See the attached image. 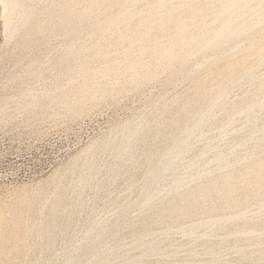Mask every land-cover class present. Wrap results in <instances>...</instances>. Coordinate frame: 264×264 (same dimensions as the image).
Listing matches in <instances>:
<instances>
[{
    "label": "rangeland",
    "instance_id": "obj_1",
    "mask_svg": "<svg viewBox=\"0 0 264 264\" xmlns=\"http://www.w3.org/2000/svg\"><path fill=\"white\" fill-rule=\"evenodd\" d=\"M50 1L38 0L35 5L38 7L41 3L49 4ZM156 2L157 0H134L130 4H113L107 10H96L88 26L77 25L76 31L69 35H63L61 30H54L51 24H45L44 35L37 41L30 42L29 46L21 44V39L26 35L25 29H18L12 33L13 28L18 24V14L11 13V23L5 27L0 10V264H59L65 252L93 232L98 222L113 224L124 202L138 196L146 170V166L140 164L138 154L135 155L136 160L127 162L118 175H112L103 184L100 183L103 165L112 160L107 149V141L115 138L120 127L125 124L144 125L150 119L154 108L180 92L186 91V87L189 88L195 83L188 80L183 70L178 69L177 62L171 67L158 70L151 80L137 85L135 82L127 83L129 69L126 66L129 63H136V69L143 72L144 68L149 66V54L158 48L151 47L138 56L135 38L126 37L136 33L142 27L135 28L138 17L129 21L123 18L131 10L155 9L154 7L157 8L158 5ZM108 14L118 15L119 23L107 27L103 34L99 33L93 37L84 34L86 29H93L90 25ZM218 26L219 23H213L211 27L216 29ZM165 34V29L160 31V42L166 39L163 36ZM6 35L10 36L9 39H6ZM261 41L255 46H260L262 42L264 45V41ZM246 44L244 38L238 39L233 53L240 54ZM75 48L79 49L78 54L71 53V50ZM99 51L102 54H99ZM248 52L249 50L247 52L243 50L241 54ZM216 56L215 51L209 52L204 58V64H210ZM258 58L255 55L246 56L241 64L250 65L249 67L257 66L254 74L259 79L260 76L264 77V58ZM224 59L225 57L221 58V60ZM194 60V52H192L190 63L193 64ZM118 67L124 72L116 74L110 71ZM212 68H210L211 72L208 69L206 71L209 73H204L196 79L200 80L205 75L214 74L217 66L215 69ZM172 70L175 71L170 74ZM257 80L247 81L250 83L242 80L233 86L230 85L232 87H228L227 105L232 107L243 92L254 88L251 85H254ZM92 81H101L104 88H111L112 91L110 89L95 99H88L82 105H77L73 97L74 89L83 82ZM118 83L126 84L123 88H119ZM262 97L264 98L263 95ZM199 105L202 103L199 102L197 106ZM217 111L221 115L220 110L217 109ZM191 115H194L193 110ZM259 115L264 118V111ZM221 117L224 121V116L221 115ZM236 120L234 125L227 126L225 130L229 129L223 132L219 125H208L206 136L199 139L192 138L190 143L192 150L185 153L183 163L190 161L193 150L210 143L208 157H214L217 153L224 151L225 161L233 164L236 161L235 156L230 152V147L242 140L245 143L238 151L245 158L243 157L240 161L241 164L235 163L236 171L241 175L236 185L245 186V189L234 193L233 199L236 201L229 206L230 208L222 206L224 199L220 195L208 196L203 206H192L180 222L187 224L200 218L219 214L228 215L239 209L247 210L249 214L246 219L228 222L214 230L202 228L200 233L206 234L214 244L210 252L205 243L196 237H186L177 229L165 230L162 224L154 225L150 227L148 234L146 233L145 239L158 244L163 249L164 255H151L138 264L174 263L175 261L178 264H203V262L204 264L209 262H212L211 264H264V229H262L264 211L259 207V197L252 191L253 171L247 168L256 153L260 155L258 159L264 158V142L260 150H257L252 140L263 132L261 131L263 128L260 126L256 128L257 131L255 130L252 134L256 136L252 138L244 117L238 115ZM233 128L239 132V136L235 139L229 134V130L232 131ZM180 133L181 130L176 131V134ZM162 134H164L163 131ZM226 134L227 137H224ZM171 142L167 141L166 145L169 146ZM93 148L96 151V159L99 157L96 166L100 172L91 180H80L76 178L77 171L79 167L88 168L86 153L93 151ZM262 165L264 166V160ZM200 170L202 168L198 169L199 172ZM206 170H202L197 178L198 182L205 181L214 174L213 167ZM209 170L212 171L208 172ZM179 171L183 172L182 169ZM66 183L73 185L69 188L66 187ZM167 184L169 182H161L158 187L167 188ZM62 190H65V197L57 203L54 210H50L51 204ZM160 192L155 197L156 202L167 199L165 192ZM189 193L192 197L196 196L195 189H190ZM261 193L264 196V188L261 189ZM77 202L79 203L75 206ZM211 207L214 208L209 210ZM142 212L139 207L132 208L124 220L126 227L118 235L104 236L99 251L114 247L121 242L123 244L120 250L121 256L131 252L132 247L129 245L134 239L133 230L139 227ZM154 215H157L156 210L146 212L143 216L144 223L154 218ZM47 221H54L49 237L39 232L40 226ZM251 228H254L259 235L240 234ZM245 245L249 248L247 249ZM241 246L250 252L247 258H240L237 248Z\"/></svg>",
    "mask_w": 264,
    "mask_h": 264
},
{
    "label": "bare ground",
    "instance_id": "obj_2",
    "mask_svg": "<svg viewBox=\"0 0 264 264\" xmlns=\"http://www.w3.org/2000/svg\"><path fill=\"white\" fill-rule=\"evenodd\" d=\"M37 1L0 0L1 20L5 27H8L11 23V13L18 14V24L13 28L12 33L18 29H25L26 35L21 39L23 46H29L30 42L40 39L44 35L43 27L45 24H51L54 30H61L63 35H69L76 31L77 25L85 24L88 26L96 10H107L113 4L125 5L134 2V0H51L49 4L41 3L36 7ZM157 3L158 5L157 8L154 7L155 9L131 10L123 18L129 21L134 17H138L137 22H135V28L137 26L142 27L136 33H131L126 37L128 39L135 38L138 56L151 47L158 48V50H154L149 54V66L144 68L143 72L136 69V63H129L126 66L129 69L127 83L135 82L137 85L140 82L151 80L158 70L171 67L175 62L178 63V69L186 73L188 80L195 81V83L190 85L189 88L186 87V91L180 92L173 98L164 101L160 106H155L156 108L151 112L150 119H147L148 121L146 120L147 122L144 125L133 126V124H125L120 127L119 133L115 138H112L109 142L107 141L108 139L106 140L107 149L112 156V160L106 165L102 164L104 168L101 171L100 183L103 184L112 175H118L127 162L136 160L135 155L138 154L140 164L146 166L143 184L137 197L124 202L119 216H117L118 218L113 224L98 222L93 232L88 233L89 235L86 238L65 252L64 258L59 264H138L141 260L151 255L163 256V249L158 244L145 239L150 227L157 226V224L164 225L165 230L177 229L182 231L186 237H196L202 240L208 252H210L213 250L214 244L208 239L206 234L200 233L202 228L214 230L228 222L246 219L247 214H249L246 212L247 210L239 209V211L230 212L228 215L219 214L200 218L187 224L181 223L180 219L188 213L190 208L192 206H203L208 196L220 195L223 197V207L235 204L234 193L245 189V186L236 185L241 175L237 173L235 168V163L237 165L243 160L244 156L240 155L241 152L239 153L238 149H242L241 146L245 142L239 140L231 145L230 152L235 156L236 161L233 164L225 161L224 156L226 154L223 155L224 151L217 153L214 157H208V153L210 154V143L201 145L197 149L193 147L196 150L192 151L193 154L191 158L188 157L190 161L188 160L187 163H183V156L192 150V145L190 144L192 138L199 139L206 136L208 125H219L220 130L223 132L227 126L234 125L238 115L243 116L246 120L251 137L253 132L255 133L256 128L259 126L263 128V130L260 128L263 132L258 136L255 135L256 137L253 136L255 138L252 139L254 140V148L260 150L264 142V118L259 115L264 111V98H261V95L264 96V77L260 76L261 78L258 79L256 74H254L257 66H243L241 62L246 56L250 55L258 56L261 59L264 58V47H262L264 46L262 45V41H264V0H192L190 2L184 0H157ZM41 16L44 18L41 19ZM119 19L118 15H105L100 21L90 25L93 29H86L84 34L88 37H93L99 33L103 34L107 27L118 24ZM213 23H219V26L213 29L211 27ZM164 29L166 34L163 36L166 39L160 42V31ZM9 37V35H6V39H9ZM240 38H244L247 43L243 49L244 52L249 50L246 54H241L243 50L241 53L239 52L240 54L233 53L235 44ZM260 41L262 46L256 47L255 45L259 44ZM254 46L255 48H253ZM245 49L247 50L245 51ZM212 51H215L217 56L210 64L205 65L204 58ZM192 52H194L195 58L193 64L190 63ZM71 53L78 54L79 49L75 48V50H71ZM98 53L102 54L101 51ZM222 57H225V59L221 60ZM256 61L258 60L256 59ZM259 62L260 64L263 63L261 60ZM216 66L217 68L215 69ZM212 67L216 70H213L215 71L214 74L211 75L210 73L200 80L196 79L210 71ZM110 71L118 74L122 69L118 67L112 68ZM174 71L172 70L170 74ZM254 79L257 80L254 85H251L254 88L251 91L243 92V94L240 93L241 96L238 100L235 102L233 100L234 105L232 107L228 106V87L242 80L247 82L255 81ZM125 84L118 83L119 88H123ZM103 86L104 84L101 81L83 82L78 85L73 91L76 104L80 106L84 101L95 99L111 89ZM199 102L202 105L197 106ZM217 109L224 116V121ZM192 110L194 115H191ZM177 130H181V133L176 134ZM230 130L229 134L234 139L239 136V132L236 129ZM162 131L164 134H162ZM224 137H227V134ZM211 139L213 140V138ZM167 141H172L169 146L166 145ZM199 143L201 144V142ZM92 150L91 152L89 151L90 153H86L88 168L79 167L77 171L76 178L80 180H91L98 176L97 174L100 172L96 166V161L99 157L97 155L98 158L96 159V151H94V148ZM259 156L256 153L251 161L247 159L250 161L247 168L253 171L252 191L259 197V207L264 211V196L261 193V189L264 188V166L262 165L264 158L258 159ZM210 167H213V171L209 170L208 172L212 171L214 174L207 180L198 182L197 178L201 175L202 170H208ZM200 168H202L201 172L198 171ZM181 169L183 172L179 171ZM161 182H169L167 184L168 187H158ZM72 185L69 183L65 186L70 188ZM190 189H195L196 196L192 197L190 195ZM160 191L165 192L167 199H163L164 201L162 202H156L155 197L161 193ZM65 194V190H62L49 209L54 210L57 203L65 197ZM78 203H75V206ZM135 207L141 208L143 212L139 227L133 230L134 239L129 245L132 247V251L126 256H121L120 250L123 247L121 242L114 247H107L99 251V246L104 236L110 234L118 235L126 227L124 220L129 211ZM213 208L211 207L209 210ZM152 210H156L157 215H154L155 217L149 219L145 224L143 216L146 212H152ZM254 212L256 211L254 210ZM53 222L47 221L43 226H40L39 232L49 237L54 227ZM262 229H264V226ZM250 233L254 236L259 235L254 228L242 231L240 234L246 236V234L249 235ZM246 247L247 249L249 248L248 246ZM237 250L242 259L247 258L250 254L244 246L237 248ZM211 263L209 262V264ZM161 264L178 263L175 261L174 263L161 262Z\"/></svg>",
    "mask_w": 264,
    "mask_h": 264
}]
</instances>
